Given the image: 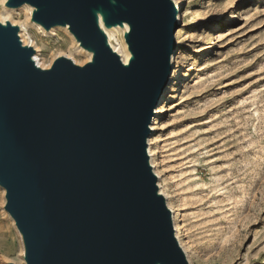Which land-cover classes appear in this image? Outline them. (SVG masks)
Instances as JSON below:
<instances>
[{
	"label": "water",
	"instance_id": "95a60500",
	"mask_svg": "<svg viewBox=\"0 0 264 264\" xmlns=\"http://www.w3.org/2000/svg\"><path fill=\"white\" fill-rule=\"evenodd\" d=\"M31 24L66 27L90 59L37 65L0 21V188L21 237L5 264H190L159 193L147 140L169 84L175 0H6ZM106 28L127 25V63Z\"/></svg>",
	"mask_w": 264,
	"mask_h": 264
},
{
	"label": "rangeland",
	"instance_id": "374dc122",
	"mask_svg": "<svg viewBox=\"0 0 264 264\" xmlns=\"http://www.w3.org/2000/svg\"><path fill=\"white\" fill-rule=\"evenodd\" d=\"M185 11L173 33L180 77L150 134L154 170L191 264H264V0H185ZM7 18L25 23L45 62H86L65 32L42 33L25 11ZM3 204L0 188V264L17 263Z\"/></svg>",
	"mask_w": 264,
	"mask_h": 264
},
{
	"label": "bare ground",
	"instance_id": "6f19581e",
	"mask_svg": "<svg viewBox=\"0 0 264 264\" xmlns=\"http://www.w3.org/2000/svg\"><path fill=\"white\" fill-rule=\"evenodd\" d=\"M5 1L6 0H3V2L0 5H3ZM175 3H176V10H177L176 11V22L179 23L182 19V16H184L186 13V11H185V0H177V1L175 0ZM16 11H25L26 20H27L30 18L32 8L27 4L22 5L21 7L17 8V9L2 8V11H0V21H2V22L5 21V19L7 17H9V15L12 12H16ZM99 23H100L102 30L104 31V33L107 36V40H108L110 47L113 49V51H115L121 57L123 63H127L128 59L130 57V54L126 48L125 42L123 41V33L128 29L127 25L124 24L123 26H115L112 28H106L103 26L101 20H99ZM33 25L38 30H40L42 33H46V34H50V35H54L55 34L54 31H57V30L65 32L70 39V42H71L70 47L75 49V51L77 53H79L82 57H84L85 61H88L90 59V56H91L90 52L83 50L82 48H80L78 46V43L74 40V38L68 32L66 27H54L49 32H46V31L42 30V28L39 27L38 25H36V24H33ZM19 26H20L19 34H20V38H21L22 42L24 44L31 45L35 49L34 59H35L37 65H39L40 67L49 66L52 60L45 62L43 54L41 52V49L36 45V42L34 41L31 33L28 32V30L25 26V23H19ZM117 36L120 37L119 41L117 40ZM173 37H177V31H176L175 35H173ZM68 55H66V56H68ZM68 57L72 58L75 63H81L79 60L75 59L74 57H71V56H68ZM171 62H172L173 69H172L171 74H170L169 84L165 88L163 96L160 98V101H159L158 106H157L158 108L157 107L155 108L156 110L154 112L153 121L151 123L152 126H150L151 131H155L159 127L157 125V123H158L157 119L159 117V114L163 111V107L159 106V104H161L164 101L165 95L167 93L171 92L172 88L174 87L173 83H174L175 79L176 78L179 79V77H180V71H179L180 70V64L179 63L184 62V56L182 55V52L181 51L174 52V54L172 55V58H171ZM158 140H159V135H154V134L152 136H150L147 140L148 156L150 158V164H151L153 169H154L155 164L153 163V160L151 158V156H152L151 144L154 142H158ZM154 173H155L157 178L160 177V174L157 171L154 170ZM157 185L159 187V193L165 198L167 206L171 211L172 221H173L174 228H175V235H176V238L179 242L180 247L184 251V249H185L184 245L185 244H184L183 240L181 239L182 223L175 221V209L172 206H169V204L167 202L166 194H164L165 190L163 192V190L161 189V182L159 179L157 180ZM17 234H18V238H19V244L21 247L20 253L23 254L21 237H20L18 232H17ZM187 259L189 260L188 257H187ZM189 262H190V260H189Z\"/></svg>",
	"mask_w": 264,
	"mask_h": 264
}]
</instances>
